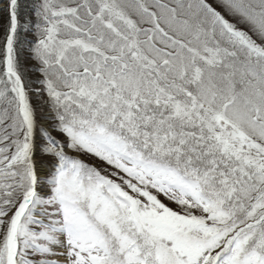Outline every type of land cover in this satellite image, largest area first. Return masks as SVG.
Masks as SVG:
<instances>
[{"label":"snow or ice","instance_id":"obj_1","mask_svg":"<svg viewBox=\"0 0 264 264\" xmlns=\"http://www.w3.org/2000/svg\"><path fill=\"white\" fill-rule=\"evenodd\" d=\"M0 264H264V0H0Z\"/></svg>","mask_w":264,"mask_h":264}]
</instances>
